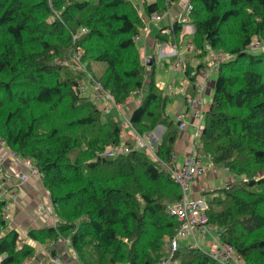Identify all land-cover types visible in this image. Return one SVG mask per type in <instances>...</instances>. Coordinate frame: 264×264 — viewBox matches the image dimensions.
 <instances>
[{"label":"trees","instance_id":"trees-1","mask_svg":"<svg viewBox=\"0 0 264 264\" xmlns=\"http://www.w3.org/2000/svg\"><path fill=\"white\" fill-rule=\"evenodd\" d=\"M178 1L151 0L144 13ZM189 1L196 56L224 54L195 150L234 176L229 187L202 194L206 217L246 264H264V49H249L254 38L264 42V0ZM144 25L131 0H0V139L31 161L57 222L26 236L40 244L68 242L81 264H161L179 226L168 212L181 197L165 169L179 133L166 114L169 97L151 79L129 117L140 136L165 127L157 159L129 142V154L103 159L97 154L122 142V123L102 117L79 93L80 69L57 63L83 49L87 70L104 64L94 81L123 105L147 76L135 39ZM5 208L0 199V264H25L34 245L7 229ZM172 261L217 264L184 244Z\"/></svg>","mask_w":264,"mask_h":264},{"label":"crops","instance_id":"crops-1","mask_svg":"<svg viewBox=\"0 0 264 264\" xmlns=\"http://www.w3.org/2000/svg\"><path fill=\"white\" fill-rule=\"evenodd\" d=\"M184 3L185 0H179L178 3H172L167 9H160L156 12L155 14L166 16L165 19L163 18L160 22H152L150 27L146 23L139 32V40H136L140 47L142 62L147 71L144 81L147 84V91L150 80L153 79L157 89L164 92L169 98L173 95L178 96L166 108L168 120L176 125V113L180 112L185 116L186 127L182 132L178 133L173 146V154L176 152L181 155L180 160L176 162L177 167L181 165L192 145H195L198 141L196 129L203 127L204 124L203 119H198L195 116V112L188 106L187 99L197 95V88L202 89L203 110L204 112L208 110L215 83L209 76L214 72L216 74V71L212 69L217 68L214 53H211V51H208L203 57L196 56L198 49L192 43L194 28L191 22L187 25L177 23L180 25L178 26L177 33H173V25L169 26V20L175 21L181 17ZM166 11L168 15L165 14ZM139 14L140 16L148 17L145 15L144 9ZM164 20L166 23L162 24ZM184 48L187 49L186 53L180 56L179 53ZM180 63L183 66L182 69L176 66ZM187 66L191 68L190 70L197 69L200 66L198 70L209 69V71L207 70V80L200 74L195 77L187 76L185 72V67ZM155 72L156 76L154 77ZM89 92L91 94L93 92L95 100L100 99V96L92 91V89H89ZM133 92L135 94H130L123 104L128 107L130 114L142 102L136 99L139 93ZM97 103L102 107L106 104H104L103 100H98ZM129 117L126 119V127L130 130L131 138L126 133V142L134 146L135 133L128 124ZM158 127L164 134L165 127L158 125L152 132L146 135L148 136V138L146 137V141L149 142L148 144H153L155 147L162 138V133L156 131ZM12 153L0 139V190L4 191L3 199L6 201L7 214L10 217L7 227H9L8 229L16 230L22 242L31 243L35 248L32 257L25 264H51L49 257L57 258L60 262L59 264H81L76 260L70 247L64 245L61 241L54 244H40L27 239L26 234L28 231L55 226L57 222L54 216L53 205L46 189L42 186L39 175L33 174L22 159L15 162ZM175 155H173L172 162L176 160ZM207 172L211 173L213 177H217L215 176L216 173L213 167H210ZM207 172L192 183L189 190V197L191 199L203 198L202 193L210 189L206 181ZM20 175L25 176V180H20Z\"/></svg>","mask_w":264,"mask_h":264},{"label":"built area","instance_id":"built-area-1","mask_svg":"<svg viewBox=\"0 0 264 264\" xmlns=\"http://www.w3.org/2000/svg\"><path fill=\"white\" fill-rule=\"evenodd\" d=\"M192 11V6L190 4L189 0H185L183 12L181 14V17L178 18V20L172 21L169 20V26H172L175 23H179L182 25L190 24V13ZM168 15V12L166 13ZM144 20V23L146 24L148 21L150 22H160L163 20L164 16L158 15V14H152L148 17L141 16ZM145 31V30H144ZM136 40H139V35L135 38ZM249 49L251 51H258L264 49V42L262 41H253L249 45ZM207 50H209L207 48ZM82 53L78 51L74 57H75V63L70 64L69 62H58L59 64H67L72 65L74 68L80 69V57ZM224 59L221 54L215 55V63H218ZM176 66L180 67L181 69L183 66L180 64H177ZM209 71V69H207ZM206 69L198 70L193 69L189 72V77H195L196 75L200 74L202 77L207 80L208 78V71ZM213 71H216L215 69H212ZM135 92H132L131 95H134ZM197 95H195L193 98L187 99L188 106L195 112V116L202 120L204 115L203 110V101H202V89L197 88ZM106 99L109 101H112V98L109 95H105ZM115 108L121 107V105L114 104ZM184 114L178 112L175 115V121L179 132H182L186 127V121H185ZM129 124V123H128ZM131 127V126H130ZM203 127H198L196 129V136L199 139L201 136ZM135 133V132H134ZM126 142V141H125ZM134 146L133 149L143 151L142 148L144 145H147V143L144 141L142 137H139L135 133V140H134ZM148 146V145H147ZM132 149V148H131ZM130 147L127 144H118L116 146H112L111 148L102 151L97 154L98 157L103 159H114L116 157L125 156L129 154ZM149 153V152H147ZM12 157L15 160V162L19 161L21 158H19L16 154L12 153ZM23 162L30 168L31 172L33 174L38 175L35 168H33L31 161L22 159ZM211 167L210 164L204 163L200 157H198L195 146L192 145L190 148V151L185 156L183 162L177 169L173 167V162L170 164L165 165V169L169 172L171 175V178L174 180V182L180 187L181 190V197L179 201L168 208V212L171 216H173L177 222H178V229L176 231L175 236L173 237L170 245V255L161 261V264H174L172 262V255L177 250L178 246L180 244H184L191 250H201V247L199 245V242L197 240V236L201 239H205V237L209 234L211 230L214 228L211 227L208 224V220L206 217V212L208 210V206L204 201L199 200H191L187 198V193L189 192L192 183L202 177L205 172L208 171V169ZM20 180H25V176L20 175ZM230 185L226 184L225 187H229ZM4 191L0 190V199H3ZM4 220L8 222L10 220V217L7 214V210L5 209V216ZM215 231V237H213L212 242H204V246H208V251L204 252L208 255V257L216 262L217 264H246L240 254H238L235 249L229 245V244H223L219 240V233ZM54 262H57L56 259H54Z\"/></svg>","mask_w":264,"mask_h":264},{"label":"rangeland","instance_id":"rangeland-1","mask_svg":"<svg viewBox=\"0 0 264 264\" xmlns=\"http://www.w3.org/2000/svg\"><path fill=\"white\" fill-rule=\"evenodd\" d=\"M82 1H85V0H82ZM86 1H90V0H86ZM93 1V0H92ZM151 2V0H131V3L132 5L138 10V12H142V10L144 9V6H145V3H149ZM183 2V1H182ZM161 14V13H159ZM166 16H164V19H165ZM163 23H166L165 20ZM152 24V22L148 21L147 22V26L150 27V25ZM258 40L257 38L253 39V41H256ZM186 43V42H185ZM186 48H184V50L182 52L179 53V55L181 56L182 54L184 55L186 53ZM80 51L82 54L84 53L83 49H76L74 50V52L72 53L71 57L70 58H67V57H64L61 60V62L65 61V62H69L70 64H74L75 63V57L74 55ZM177 53V52H176ZM212 53V52H211ZM218 54H221L222 56L224 55L223 53H216V55ZM176 57V55H174ZM215 56V54H214ZM82 59V55L80 57V66H81V70H82V73H83V76L81 77V85L79 87V93L84 96V97H88L91 101H93L95 104L97 103L98 100H103L104 101V104L105 106L102 107L99 103H97V107L101 110V115L102 117L106 118V117H111V118H114L118 121H120L122 123V142L120 144H126L125 141H126V133H128V135L130 136L131 138V135H130V130L128 129V127H126V119L129 117V114H130V110L128 109V107H126V105H122V107H118L117 110L115 109V106L114 104H117L114 102L113 98L109 95V93L103 91V89L101 88L100 84L97 83L96 81H94L93 79V76L95 77H99L98 75L101 74V70L102 68L104 67L103 65L104 64H95L94 62L91 64V67L87 70V68H85V65L82 63L83 61L81 60ZM60 62V61H58ZM57 62V63H58ZM67 65V64H65ZM69 67L72 66V65H68ZM158 73V71H156ZM156 72L154 73V77L156 76ZM93 75V76H92ZM211 79H213L214 81L216 80V74L215 72L210 74L209 76ZM146 83L143 84L142 88L139 90V95L138 97L136 98L137 100H139V102H141L144 97L147 95V87H146ZM89 89H92V91H94L96 94H98V96H100V99L98 100H95L94 99V96H93V92L92 94L89 92ZM109 95L111 98H112V101H109L108 99H106L105 95ZM97 96V98H98ZM178 96L177 95H173L171 96V98H169V101H168V104H171L174 102L175 99H177ZM106 101V102H105ZM108 103V104H107ZM119 105V104H117ZM168 106V105H167ZM167 108V107H166ZM175 122V121H174ZM176 123V122H175ZM157 132H161V129L158 127ZM163 134V131L161 132ZM160 133V134H161ZM162 134H161V137H162ZM147 135V134H146ZM140 136L139 137H142L144 139V141L147 143V145H144L142 150H143V153H145L146 155H148L149 157H151L152 159H157L156 155H155V146H153V144H148L149 142L146 141V137L148 138V136ZM160 137V138H161ZM3 142V141H2ZM4 143V142H3ZM130 145V144H129ZM133 147V145H131ZM149 152V153H147ZM176 154V155H175ZM175 158L176 160L173 162V167L175 169H177V164L176 162L180 160L181 158V155L180 154H177L175 152ZM212 167V166H211ZM214 170H215V176H217L216 178L212 176L211 173H208L207 172V176H206V181L208 182L209 184V190H205V192H210L212 190L215 189H219V188H223L225 187L226 184L228 185H231V183L233 182L234 180V176L233 175H230L228 174L227 172H225L224 170L222 171H217V170H220V169H216L215 167H213ZM213 172V171H212ZM226 178H230V179H226ZM213 188V189H212ZM226 188V187H225ZM204 192V193H205ZM203 194V193H202ZM187 198L188 199H191L189 197V192L187 193ZM4 200V199H3ZM191 200H195V199H191ZM196 200H199V201H204L206 203V201L204 200V198H196ZM207 204V203H206ZM208 206V205H207ZM6 209V208H5ZM7 210V209H6ZM10 221V220H9ZM9 221L7 223H9ZM9 227H7L8 229ZM215 230H211L209 232V234L205 237V239H201L200 237L197 236V240L199 242V245L201 247V250L204 251V252H207L208 251V246H204V242L206 240V242H212V239L213 237H215ZM19 240L20 242H22V239L21 237H19ZM60 242V241H58ZM64 243V245H68V242L66 241H61ZM69 246V245H68ZM54 259L57 260V262H54ZM49 260H50V263L51 264H59V260L57 258H54V257H49ZM173 262V261H172ZM175 264V263H174Z\"/></svg>","mask_w":264,"mask_h":264}]
</instances>
